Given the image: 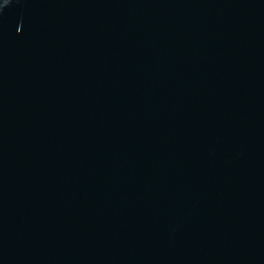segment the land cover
I'll return each mask as SVG.
<instances>
[{
  "label": "water",
  "instance_id": "1",
  "mask_svg": "<svg viewBox=\"0 0 264 264\" xmlns=\"http://www.w3.org/2000/svg\"><path fill=\"white\" fill-rule=\"evenodd\" d=\"M237 264H264V0H195Z\"/></svg>",
  "mask_w": 264,
  "mask_h": 264
}]
</instances>
